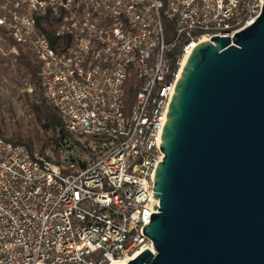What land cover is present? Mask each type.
Masks as SVG:
<instances>
[{"label": "built area", "instance_id": "obj_1", "mask_svg": "<svg viewBox=\"0 0 264 264\" xmlns=\"http://www.w3.org/2000/svg\"><path fill=\"white\" fill-rule=\"evenodd\" d=\"M263 5L0 0V47L32 53L66 127L44 152L0 134V264H129L147 248L156 254L144 226L159 212L154 177L181 73L202 40L233 37Z\"/></svg>", "mask_w": 264, "mask_h": 264}, {"label": "water", "instance_id": "obj_2", "mask_svg": "<svg viewBox=\"0 0 264 264\" xmlns=\"http://www.w3.org/2000/svg\"><path fill=\"white\" fill-rule=\"evenodd\" d=\"M145 234L129 264H264V5L190 54L165 121Z\"/></svg>", "mask_w": 264, "mask_h": 264}, {"label": "trees", "instance_id": "obj_3", "mask_svg": "<svg viewBox=\"0 0 264 264\" xmlns=\"http://www.w3.org/2000/svg\"><path fill=\"white\" fill-rule=\"evenodd\" d=\"M165 24L166 26L168 25L167 22ZM49 36L51 37V33H49ZM6 39L8 43H13L12 39L8 37ZM31 54L30 51L20 48V54L17 56V65L20 71L30 77V85L33 90L31 93H26L27 98L24 105L27 106L35 121V133L27 137L22 136V133L8 137L0 128V134L14 143L26 145L31 151H35V142H41L43 144L41 151L44 152L46 148L58 141L59 134L63 136L66 134V127L60 112L44 96L39 76L40 65Z\"/></svg>", "mask_w": 264, "mask_h": 264}, {"label": "rangeland", "instance_id": "obj_4", "mask_svg": "<svg viewBox=\"0 0 264 264\" xmlns=\"http://www.w3.org/2000/svg\"><path fill=\"white\" fill-rule=\"evenodd\" d=\"M29 83L30 77L18 68L17 57L8 55L0 47V128L8 137L21 133L27 137L35 133V121L24 105L26 93H31L28 90ZM34 145L35 151L43 146L41 142H35Z\"/></svg>", "mask_w": 264, "mask_h": 264}, {"label": "bare ground", "instance_id": "obj_5", "mask_svg": "<svg viewBox=\"0 0 264 264\" xmlns=\"http://www.w3.org/2000/svg\"><path fill=\"white\" fill-rule=\"evenodd\" d=\"M205 40H202V42H204ZM130 258H122V259H119V260H117L116 261V264H128V260H129Z\"/></svg>", "mask_w": 264, "mask_h": 264}]
</instances>
